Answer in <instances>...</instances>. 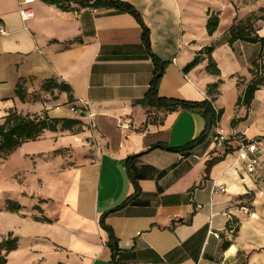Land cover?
I'll list each match as a JSON object with an SVG mask.
<instances>
[{
	"label": "crops",
	"instance_id": "0c3cea01",
	"mask_svg": "<svg viewBox=\"0 0 264 264\" xmlns=\"http://www.w3.org/2000/svg\"><path fill=\"white\" fill-rule=\"evenodd\" d=\"M20 1L0 0L7 33L0 34V124L14 111L81 124L45 131L0 157V244L16 245L2 250L6 264H264V150L254 175L237 155L243 141L264 147V87L248 108L238 106L261 44L231 39L250 26L227 31L234 19L221 18L210 35L208 21L219 17L203 16L198 3L119 0L140 13L149 51L130 14L76 5L62 11L34 0V18L24 23ZM253 27V36L264 38V20ZM154 58L165 66L159 98L209 102L222 112L190 151L155 148L188 147L206 120L202 111L139 103L155 78ZM52 79L70 95L54 90L42 102L16 95L20 81L31 97ZM217 132L232 138L212 150ZM213 186L226 192L214 193ZM228 212L238 225L232 237Z\"/></svg>",
	"mask_w": 264,
	"mask_h": 264
},
{
	"label": "trees",
	"instance_id": "16d2710c",
	"mask_svg": "<svg viewBox=\"0 0 264 264\" xmlns=\"http://www.w3.org/2000/svg\"><path fill=\"white\" fill-rule=\"evenodd\" d=\"M49 5L56 6L62 11H69L72 5H76L79 8H91L96 10H114L118 13H127L135 17L138 23L143 29V41L150 51V32L145 26L140 13L129 3L122 2L119 0H43ZM264 10V9H263ZM219 20L217 17L212 16L207 24V30L210 35H212L217 26ZM244 41L250 44H261V54L259 60L264 57V38L258 36H252L249 30L237 31L231 39V43L235 41ZM258 61L252 64L250 73L254 76L253 81L247 87L244 96L239 99L238 106L244 105L249 107L254 99L255 93L264 87V75H261V70L264 71V68L260 67ZM155 63V78L150 86V89L146 97L140 101V104L147 105L150 107L158 109H166L169 111L176 110H187V111H202L203 116L206 120V129L203 134L193 142L191 145L184 149H172L166 146H156L155 148H160L169 152H185L194 149L196 146L201 144L206 140L212 128L218 123L222 116V112H216L209 102L202 103H188L183 101H169L164 100L158 97V81L159 78L163 75L164 64L159 60L154 58ZM25 81H20L17 85L16 95L23 101L31 102H42L43 94L53 92L57 90L59 92H66L70 95V88L64 83H59L57 80L46 81L39 92L34 93L31 97L28 95L25 89ZM69 103H73L72 97L69 96ZM81 124L77 120H67V119H51L47 113L42 115H21L17 111L10 112L9 115L4 119L3 123L0 125V157L5 159L10 153L17 150L24 143L35 141L40 139L45 131L57 132L59 129L71 130L74 126ZM216 162L212 161L207 163V171L213 166ZM8 209L18 211L20 207L16 204L9 203ZM102 227L107 230L111 236L112 231L105 227L103 221H101ZM16 247L15 242L7 240L0 244V264H6V259L2 256V250H12Z\"/></svg>",
	"mask_w": 264,
	"mask_h": 264
},
{
	"label": "built area",
	"instance_id": "2783aa9c",
	"mask_svg": "<svg viewBox=\"0 0 264 264\" xmlns=\"http://www.w3.org/2000/svg\"><path fill=\"white\" fill-rule=\"evenodd\" d=\"M32 3H34V0H22L20 1V16L24 23L28 22L29 20L34 18V12L29 7ZM0 34L6 35V30L4 26L0 25ZM72 111L75 114H79L75 109H72ZM120 130L128 131L130 129V126L127 124H120L119 125ZM232 137H229L221 132H217L210 138V147L212 150H218L224 148L230 141ZM264 147L262 142L258 143L256 141H243L240 145V147L237 149V155L238 159L245 163V168L248 174L254 175L257 172V169L260 165V154L263 152ZM212 191L214 193H225L226 189L223 187H212ZM203 207L198 205L197 209L201 210ZM247 214L248 212L245 211ZM227 218V229L226 232L228 233L229 237H232L237 233L238 225L234 221V215L230 212H228L226 215ZM210 234L217 239L220 238L219 233H215L213 231L210 232Z\"/></svg>",
	"mask_w": 264,
	"mask_h": 264
},
{
	"label": "rangeland",
	"instance_id": "374dc122",
	"mask_svg": "<svg viewBox=\"0 0 264 264\" xmlns=\"http://www.w3.org/2000/svg\"><path fill=\"white\" fill-rule=\"evenodd\" d=\"M187 4L198 3L202 8L203 16H209L210 14H216L219 17V21L223 18L227 24L231 23L232 26L227 28L233 31L237 30V24H243L244 26H250L248 28L250 34H255L253 24L258 20H264V0H184ZM261 16V17H260ZM260 17V19H259ZM262 69L264 68L263 63L261 64ZM261 75H264V71L261 70ZM1 125V124H0ZM70 152V150H69ZM69 154V153H68ZM67 154V156H69ZM264 157V154H263ZM69 162V160H68Z\"/></svg>",
	"mask_w": 264,
	"mask_h": 264
},
{
	"label": "water",
	"instance_id": "95a60500",
	"mask_svg": "<svg viewBox=\"0 0 264 264\" xmlns=\"http://www.w3.org/2000/svg\"><path fill=\"white\" fill-rule=\"evenodd\" d=\"M82 116H85V114H83Z\"/></svg>",
	"mask_w": 264,
	"mask_h": 264
}]
</instances>
